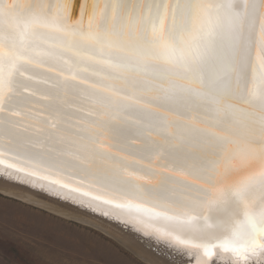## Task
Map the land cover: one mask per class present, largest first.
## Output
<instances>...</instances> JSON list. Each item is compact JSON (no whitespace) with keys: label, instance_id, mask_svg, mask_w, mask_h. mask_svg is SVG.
Here are the masks:
<instances>
[{"label":"snow or ice","instance_id":"obj_1","mask_svg":"<svg viewBox=\"0 0 264 264\" xmlns=\"http://www.w3.org/2000/svg\"><path fill=\"white\" fill-rule=\"evenodd\" d=\"M62 2L63 10L0 0V28L15 26L21 50L35 57L24 63L60 65V79L49 88L96 78L87 83L88 119L78 132L113 122L137 130H143L144 121L152 128H175L169 135L204 155L190 157L178 173L184 179L156 194L162 208H176L163 218L185 233L172 242L203 249L209 258L215 249L234 254L237 261L264 254V0H85L86 26L65 21L71 0ZM13 94L12 88H0V112ZM152 102L164 113L149 109ZM168 112L177 114L176 122L167 120ZM184 114L192 118L183 119ZM196 118L207 126L197 127ZM48 122L57 127L55 117ZM230 122L238 132L221 135ZM252 164L256 170L221 183ZM115 206L152 211L131 203ZM207 209H215L217 223L209 222ZM213 228L224 237L217 238Z\"/></svg>","mask_w":264,"mask_h":264},{"label":"bare ground","instance_id":"obj_2","mask_svg":"<svg viewBox=\"0 0 264 264\" xmlns=\"http://www.w3.org/2000/svg\"><path fill=\"white\" fill-rule=\"evenodd\" d=\"M17 2H31L37 6L55 4L63 10L62 0ZM70 6L69 11L63 12L65 21L83 22L86 26L88 16L81 14L77 19L71 18ZM20 41L15 26L7 24L0 28V88L5 92L8 88L14 91L4 105L5 110L0 112L1 192L91 224L115 237L150 264H264V254L237 261L234 254L215 249L209 258L204 256L203 249L173 243V236L185 237V233L163 218L173 215L176 208H162L156 194L164 187L173 186L174 180L184 179L178 173L183 171L185 162H190V157L203 156L204 152L180 145L169 135L176 131L175 128H152L147 121L143 122V130L113 122L103 128L78 132L88 119L85 115L88 110L87 83L96 78L89 77L84 85L68 81L58 89H51L49 84L60 79L56 76L60 65L46 64L37 68L24 63L35 57L21 50ZM21 70L24 76L19 75ZM142 99L151 100L150 97ZM149 109L155 113L165 111L155 102L149 104ZM53 117L57 123L55 128L48 122ZM182 118L191 119L192 115L184 114ZM167 120L176 122L177 114L168 112ZM137 123L140 125L139 121ZM196 126L203 128L207 124L196 118ZM222 129L221 135L238 132V127L231 122ZM226 149L231 152L233 145H227ZM8 164L14 167L8 168ZM17 168L23 171L18 172ZM256 169V164L236 169L221 183ZM30 172L34 175H28ZM52 180L58 183L53 184ZM193 180L194 177L187 176V181ZM104 200L110 203L105 204ZM127 203L152 211L137 213L127 207L115 206ZM207 212L209 222L217 223L219 217L215 209H207ZM210 231H214L217 238L225 235L214 228ZM199 236L197 233V242Z\"/></svg>","mask_w":264,"mask_h":264},{"label":"rangeland","instance_id":"obj_3","mask_svg":"<svg viewBox=\"0 0 264 264\" xmlns=\"http://www.w3.org/2000/svg\"><path fill=\"white\" fill-rule=\"evenodd\" d=\"M0 264H150L103 230L0 191Z\"/></svg>","mask_w":264,"mask_h":264},{"label":"water","instance_id":"obj_4","mask_svg":"<svg viewBox=\"0 0 264 264\" xmlns=\"http://www.w3.org/2000/svg\"><path fill=\"white\" fill-rule=\"evenodd\" d=\"M83 3H85V0H79V8H77V6H76L77 0H71V2H70V5H71L70 6V13H69L71 18L77 19L81 14L88 16V10H89L88 6L89 5H87V4L84 5ZM18 183H22L23 185H28L24 182H18Z\"/></svg>","mask_w":264,"mask_h":264}]
</instances>
